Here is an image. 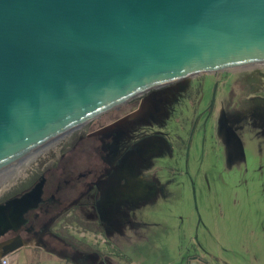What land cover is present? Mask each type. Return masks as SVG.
I'll list each match as a JSON object with an SVG mask.
<instances>
[{
	"label": "water",
	"instance_id": "95a60500",
	"mask_svg": "<svg viewBox=\"0 0 264 264\" xmlns=\"http://www.w3.org/2000/svg\"><path fill=\"white\" fill-rule=\"evenodd\" d=\"M257 64L264 0H0V173L147 91ZM26 207L0 206V237Z\"/></svg>",
	"mask_w": 264,
	"mask_h": 264
},
{
	"label": "rangeland",
	"instance_id": "374dc122",
	"mask_svg": "<svg viewBox=\"0 0 264 264\" xmlns=\"http://www.w3.org/2000/svg\"><path fill=\"white\" fill-rule=\"evenodd\" d=\"M254 67H245L250 69L245 73H255L251 69ZM229 77L224 75L219 86L217 110L208 131L199 128L188 145L189 161L187 152L178 155L179 160L185 159L187 170L178 176L162 173L159 176L162 188L152 194L144 191L129 200L121 192L109 197L111 207L103 204L102 213L106 216L109 211L112 216L104 238L113 242L115 250H130L137 260L142 255L148 256L146 264H166L173 259L175 264H184L186 254L199 256L205 264H264V118L253 119L251 123L247 120L240 128L228 126L223 102L219 101L223 99L225 83L231 82ZM198 79L199 83L192 87L194 93L207 80L205 76ZM211 84L208 88L203 86L207 96H195L188 112L183 114L187 127L196 113L207 110ZM188 89L191 86L185 84L183 90L190 92ZM237 89L242 90V84ZM256 95L264 99V89ZM178 97V88H170L154 95L153 100L168 112ZM140 100L141 97L123 105L91 125L73 129L14 162L0 173V202L29 187L43 169L59 167L64 161L63 152L78 155L88 152L92 141L78 145L79 138L99 124L126 116ZM178 118L181 122V117ZM174 128V124L168 128L172 134ZM30 159L34 160L30 168L10 180ZM169 159L172 158L166 157L162 163L174 160ZM70 226L86 231L77 224Z\"/></svg>",
	"mask_w": 264,
	"mask_h": 264
},
{
	"label": "flooded vegetation",
	"instance_id": "af4514ba",
	"mask_svg": "<svg viewBox=\"0 0 264 264\" xmlns=\"http://www.w3.org/2000/svg\"><path fill=\"white\" fill-rule=\"evenodd\" d=\"M251 69L255 73L250 75L245 73L249 72L246 71L250 70L248 68L198 75L152 89L123 104L141 97L138 105L126 116L99 124L79 138L78 145L84 141H92L93 146L88 152L81 155L63 152L61 159L64 161L59 167L43 169V173L29 187L17 190L0 202L1 206L13 199L27 200L26 210L18 219L17 226L0 237V250L5 248L1 243L16 237L23 240L22 249H62L64 243L57 236L64 233L70 235L69 227L72 224L80 225L86 231L97 230L104 238V231L108 229L106 224L111 222L112 216L108 214L109 211L105 216L101 208L103 204L108 207L113 205L109 200L112 194L122 192L124 196H129V200L138 198L144 191L152 194L162 188L159 180L162 173L178 176L187 170V166L184 167L185 159L179 160L178 155L187 152L188 162L191 139L199 128L201 131H208V124L212 122L217 110L218 90L224 75L230 76L231 82L225 83L223 99L219 102H223L228 126L240 128L247 120L251 123L253 119L264 118V99L256 95L264 89V64L261 68ZM201 76H205L207 80L194 93L193 84ZM185 84L191 86L188 89L190 92L183 90ZM210 84L207 110L196 113L190 127H187L189 124H186L183 114L188 112L195 96L205 95L203 86L208 88ZM240 84L243 86L242 90L237 89ZM170 88H178L179 97L176 104L166 112V108L155 103L153 96ZM233 93L234 97L229 104ZM123 105L104 115L119 110ZM104 115L84 125H91ZM128 117L127 121L122 122ZM178 117H181V122ZM173 124L175 128L172 134V130L170 132L168 128ZM168 156L174 158L173 162L163 164L162 160ZM107 242L109 243L104 238V243Z\"/></svg>",
	"mask_w": 264,
	"mask_h": 264
},
{
	"label": "crops",
	"instance_id": "0c3cea01",
	"mask_svg": "<svg viewBox=\"0 0 264 264\" xmlns=\"http://www.w3.org/2000/svg\"><path fill=\"white\" fill-rule=\"evenodd\" d=\"M84 232L85 235L76 232L58 235V240L64 243L62 249L21 248L8 256L10 264H146L148 256L142 255V259L137 260L130 250H115L113 242L109 240L111 245H106L99 231L90 229ZM185 256L187 260L184 264H205L197 255ZM175 263L173 259L166 264Z\"/></svg>",
	"mask_w": 264,
	"mask_h": 264
},
{
	"label": "bare ground",
	"instance_id": "6f19581e",
	"mask_svg": "<svg viewBox=\"0 0 264 264\" xmlns=\"http://www.w3.org/2000/svg\"><path fill=\"white\" fill-rule=\"evenodd\" d=\"M257 65H259V64H257ZM252 66H254V65H252ZM33 161H34L33 159H30L29 161H27V162L25 163V165L22 166V168L19 169V171H17L16 174H14L13 176L10 177V180H11V179H15V178H17L18 176H20L21 174H23V172L27 169V167H29V166L31 165V163H32ZM29 168H30V167H29Z\"/></svg>",
	"mask_w": 264,
	"mask_h": 264
},
{
	"label": "built area",
	"instance_id": "2783aa9c",
	"mask_svg": "<svg viewBox=\"0 0 264 264\" xmlns=\"http://www.w3.org/2000/svg\"><path fill=\"white\" fill-rule=\"evenodd\" d=\"M69 228H70L71 232L81 233L82 235H85V232L81 231V229L78 228V227H77V230L73 229L72 226H70ZM0 264H10V258L8 256L1 258L0 259Z\"/></svg>",
	"mask_w": 264,
	"mask_h": 264
}]
</instances>
